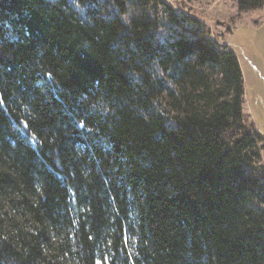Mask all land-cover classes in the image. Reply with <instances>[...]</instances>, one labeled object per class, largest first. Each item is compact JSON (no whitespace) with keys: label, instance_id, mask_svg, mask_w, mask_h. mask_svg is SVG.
Here are the masks:
<instances>
[{"label":"trees","instance_id":"1","mask_svg":"<svg viewBox=\"0 0 264 264\" xmlns=\"http://www.w3.org/2000/svg\"><path fill=\"white\" fill-rule=\"evenodd\" d=\"M244 91L166 0H0V264H264Z\"/></svg>","mask_w":264,"mask_h":264},{"label":"rangeland","instance_id":"2","mask_svg":"<svg viewBox=\"0 0 264 264\" xmlns=\"http://www.w3.org/2000/svg\"><path fill=\"white\" fill-rule=\"evenodd\" d=\"M166 1L200 19L212 38L236 53L245 84L244 114L264 136V4L239 10L237 0ZM260 162L264 164V149Z\"/></svg>","mask_w":264,"mask_h":264}]
</instances>
